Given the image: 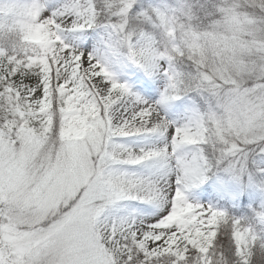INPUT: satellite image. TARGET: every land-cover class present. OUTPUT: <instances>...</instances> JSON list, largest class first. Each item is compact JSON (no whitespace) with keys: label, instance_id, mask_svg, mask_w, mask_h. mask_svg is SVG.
<instances>
[{"label":"snow or ice","instance_id":"snow-or-ice-1","mask_svg":"<svg viewBox=\"0 0 264 264\" xmlns=\"http://www.w3.org/2000/svg\"><path fill=\"white\" fill-rule=\"evenodd\" d=\"M0 264H264V0H0Z\"/></svg>","mask_w":264,"mask_h":264}]
</instances>
